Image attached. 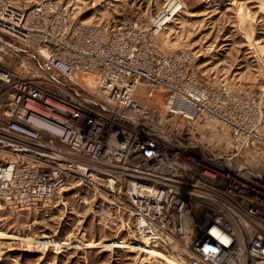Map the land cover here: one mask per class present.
<instances>
[{"label": "built area", "instance_id": "built-area-1", "mask_svg": "<svg viewBox=\"0 0 264 264\" xmlns=\"http://www.w3.org/2000/svg\"><path fill=\"white\" fill-rule=\"evenodd\" d=\"M28 2L0 0V36L66 85L37 86L42 66L0 38V211L67 212L72 191L109 243L136 238L182 264H264V121L250 104L159 42L163 8L85 24L77 6ZM157 92L162 115L148 108Z\"/></svg>", "mask_w": 264, "mask_h": 264}, {"label": "rangeland", "instance_id": "rangeland-1", "mask_svg": "<svg viewBox=\"0 0 264 264\" xmlns=\"http://www.w3.org/2000/svg\"><path fill=\"white\" fill-rule=\"evenodd\" d=\"M32 1L37 0H31L25 6H30ZM56 1L77 6L79 18L85 24H108L143 15L156 16L162 8L164 10L167 0ZM179 2L184 7L180 13L176 0L170 1L162 21L170 19L171 22L172 16L176 17L167 25V30H163L159 42L166 48L183 49L193 54L192 70L197 77L213 86L224 84L230 100L241 99V102L249 103L248 112L264 121V0ZM0 38L19 50V61L31 64L37 70L43 65L14 40L5 36ZM10 63V67L19 72L18 61ZM42 72L43 76H48L39 81L37 86L40 88L52 91L57 81L66 85L43 66ZM78 81L85 89V95L86 91L91 93L89 77L81 76ZM145 93L142 87L137 89L138 103L147 102ZM165 98L157 92L148 108L162 115L167 106ZM242 107L244 110L243 104ZM62 196L67 212L60 205L52 212L16 214L0 211V264H153L152 255L138 240L129 246L109 243V233L90 214V203L82 202L85 195L76 198L70 191ZM53 237L58 241L50 244Z\"/></svg>", "mask_w": 264, "mask_h": 264}, {"label": "bare ground", "instance_id": "bare-ground-1", "mask_svg": "<svg viewBox=\"0 0 264 264\" xmlns=\"http://www.w3.org/2000/svg\"><path fill=\"white\" fill-rule=\"evenodd\" d=\"M170 1L171 0H167L166 1V3H165V6H164V10H163V14L162 15H160L157 19H156V22H158V23H160V24H167V25H169V24H171V22H172V20L176 17V16H172L173 18H172V20H171V22H169V20H167V21H162L163 19V16H164V14L166 13V11L169 9L168 8V6L170 5L169 3H170ZM176 2H177V4H178V6H179V13L181 12V10H183V6H182V4L179 2V0H176ZM23 8H26L27 6H25V5H21ZM170 7V6H169ZM178 13V14H179ZM167 25H165L166 27H164L163 28V30L165 31V30H167ZM148 99V98H147ZM53 240H52V242H50V244H54L55 242H54V240L55 241H58L56 238H52ZM134 240L136 241L137 239L136 238H133V241L132 242H130V243H127L128 244V246L129 245H131V244H133V242H134ZM138 242H139V240H138ZM138 242H137V244H138ZM123 244H126V243H124L123 242ZM142 246H143V244H141ZM36 247H40V245L39 244H36ZM145 249H146V251H148L149 252V254H151L152 256L150 257V260H155L158 264H182L180 261H178L176 258H171L169 255H166V254H163V253H161V252H159V251H157V250H154V249H152V248H148V247H145V246H143ZM55 249L54 247H51L50 246V249ZM41 249H43V248H41ZM49 250V249H48ZM125 250H128V249H125ZM155 251H157V252H155ZM137 254H141V252H136ZM156 262H154L153 261V264H156Z\"/></svg>", "mask_w": 264, "mask_h": 264}]
</instances>
